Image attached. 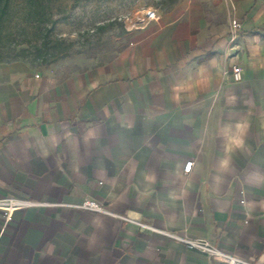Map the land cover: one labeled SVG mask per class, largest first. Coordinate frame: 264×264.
<instances>
[{
	"label": "crops",
	"instance_id": "obj_1",
	"mask_svg": "<svg viewBox=\"0 0 264 264\" xmlns=\"http://www.w3.org/2000/svg\"><path fill=\"white\" fill-rule=\"evenodd\" d=\"M156 14L107 63L57 72L0 62V199H90L264 264V0ZM0 264L223 263L121 218L57 206L6 225L0 213Z\"/></svg>",
	"mask_w": 264,
	"mask_h": 264
},
{
	"label": "rangeland",
	"instance_id": "obj_2",
	"mask_svg": "<svg viewBox=\"0 0 264 264\" xmlns=\"http://www.w3.org/2000/svg\"><path fill=\"white\" fill-rule=\"evenodd\" d=\"M194 1L201 0H10L0 12V62L57 72L107 63L145 24L146 11Z\"/></svg>",
	"mask_w": 264,
	"mask_h": 264
},
{
	"label": "built area",
	"instance_id": "obj_3",
	"mask_svg": "<svg viewBox=\"0 0 264 264\" xmlns=\"http://www.w3.org/2000/svg\"><path fill=\"white\" fill-rule=\"evenodd\" d=\"M157 19H158V16L156 14V11L148 10L145 12L144 18L142 19L141 22H147L150 20H157ZM239 29H240V22L237 19H232L230 22L229 33H228L230 44L234 43ZM230 73L235 82H238L241 80V70L238 66H233L230 70ZM192 164L193 163L191 161L185 163L183 171L185 173H188L192 167ZM57 206L75 207V208L86 210V211H91V212H96V213H101V214L121 218L139 227L147 228L165 237L168 240L180 243L187 250L197 252L201 255H204L208 258H211L223 264H253L244 259L238 258L228 252L221 250L220 248L212 244L207 239L190 238L185 234L179 235L174 232L156 229L149 225H145L143 223L132 221L126 217H119L117 215H113L112 213H109L106 209L101 207L94 200L86 199L79 205H63L60 203H44V202H37V201L21 199V198H16V197H5V198L0 199V213L2 214L4 225L10 223L13 220V214L15 212L23 211L27 208H32V207H57Z\"/></svg>",
	"mask_w": 264,
	"mask_h": 264
},
{
	"label": "trees",
	"instance_id": "obj_4",
	"mask_svg": "<svg viewBox=\"0 0 264 264\" xmlns=\"http://www.w3.org/2000/svg\"><path fill=\"white\" fill-rule=\"evenodd\" d=\"M30 2H34V0H29ZM9 3H10V0H0V12L1 14H5L6 13V10L9 6Z\"/></svg>",
	"mask_w": 264,
	"mask_h": 264
}]
</instances>
